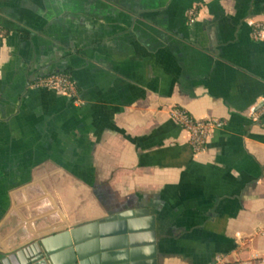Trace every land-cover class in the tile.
<instances>
[{"label":"crops","instance_id":"crops-1","mask_svg":"<svg viewBox=\"0 0 264 264\" xmlns=\"http://www.w3.org/2000/svg\"><path fill=\"white\" fill-rule=\"evenodd\" d=\"M254 22L264 0H0V255L148 209L157 264H264ZM55 72L80 105L31 86ZM175 107L225 126L196 151Z\"/></svg>","mask_w":264,"mask_h":264},{"label":"water","instance_id":"water-1","mask_svg":"<svg viewBox=\"0 0 264 264\" xmlns=\"http://www.w3.org/2000/svg\"><path fill=\"white\" fill-rule=\"evenodd\" d=\"M0 264H157L155 217L148 209L109 215L40 237Z\"/></svg>","mask_w":264,"mask_h":264},{"label":"built area","instance_id":"built-area-1","mask_svg":"<svg viewBox=\"0 0 264 264\" xmlns=\"http://www.w3.org/2000/svg\"><path fill=\"white\" fill-rule=\"evenodd\" d=\"M190 22H195L198 13L195 8L189 11ZM252 36L255 40L264 39V23H252ZM35 89H49L58 94L69 96L73 101L80 105L81 101L78 93V85L71 74L67 72H55L38 77L31 85ZM264 114V95L260 98L258 106L254 109V117ZM171 118L187 131L190 135V141L196 151L202 150L208 143L212 134L225 126V122L216 118L198 119L192 116L186 109L175 107L171 110ZM217 262H222L221 258Z\"/></svg>","mask_w":264,"mask_h":264}]
</instances>
